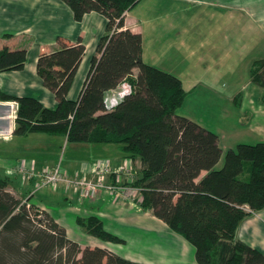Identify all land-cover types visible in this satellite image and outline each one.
Masks as SVG:
<instances>
[{"label":"trees","instance_id":"trees-1","mask_svg":"<svg viewBox=\"0 0 264 264\" xmlns=\"http://www.w3.org/2000/svg\"><path fill=\"white\" fill-rule=\"evenodd\" d=\"M61 1L76 22L92 12L107 20L96 49L99 57L92 58L80 95L71 101L68 93L84 46L78 43L41 55L37 75L57 105L46 109L34 98L0 92V101L16 105L12 135L43 134L77 148L115 146L141 163L132 183L141 194L140 209L190 244L196 264H264V255L237 237L242 222L264 210V142L237 145L217 169L222 153L217 135L177 115L187 97L182 82L145 64L141 35L125 28L126 13L141 0ZM25 62L24 49L0 50V74L21 71ZM250 78L264 87V60L253 62ZM124 82L131 91L108 107L109 92ZM261 101L264 104V96ZM201 172H206L202 178ZM36 183V178L30 179L22 203L8 192V181L0 178V264H139L106 249H82L71 241L65 229L37 205L34 194L51 188L35 190ZM61 187L80 200L67 186L55 191ZM75 223L99 241L124 244L96 216L76 217Z\"/></svg>","mask_w":264,"mask_h":264},{"label":"crops","instance_id":"crops-1","mask_svg":"<svg viewBox=\"0 0 264 264\" xmlns=\"http://www.w3.org/2000/svg\"><path fill=\"white\" fill-rule=\"evenodd\" d=\"M151 6L165 7L161 11V24L166 26L162 28L164 33L189 34L182 40L189 38L192 46L189 54L194 57L188 68H180L175 61V70L169 62V65L165 63L162 71L174 75L182 82L187 92L186 99L200 87L207 89L210 97L227 101H234L238 97L244 107L246 105L245 113L240 117L241 122L247 128L250 125L248 123L255 121L252 131L264 142V104L261 101L264 94L250 78L253 62L264 60V0H152ZM131 11L124 17L125 28L141 35L142 60L155 67L156 65L148 61L153 55H146L145 51L147 40L144 38V19L136 20L131 16ZM106 23L107 20L102 15L94 12L86 14L81 21L76 22L68 6L61 0H0V50H26V62L21 71L0 74V92L18 98L31 97L46 109H54L57 105L54 95L43 86L37 75L38 58L65 46L80 43L84 46V55L68 93V99L76 101L90 72L92 58L99 57L96 49L100 38L106 33ZM173 35L164 37L174 38ZM177 56V63L180 66L185 65L181 58L183 55L177 53ZM161 61L162 56L156 62ZM129 91L131 89L127 83L120 84L116 90L109 92L107 106H115ZM13 107V102L0 101V145L9 146L19 139L28 140L41 135L14 137ZM41 137L45 139L44 135ZM37 141L45 144L46 140L38 138ZM37 143L27 148L26 153L14 161H9V157H0V170L5 173L12 168L11 171H14L21 161L30 164V168L37 171V174L50 169L52 163L40 153L44 146ZM78 149L91 151L89 161L80 158L74 165V170L64 172L69 176L80 174L91 177L94 170L101 166V161L105 160V165L112 171L106 177V183L122 187L125 193L116 197L99 192L95 198L81 204L74 192L61 187L51 192L50 199L39 194L36 203L51 216L43 199L51 203L58 197V201L62 202L61 208L82 212V218L98 217L102 220L104 229L123 240L124 244L100 243L84 234L75 223L51 216L65 229L71 241L79 244L82 249L97 247L115 255L123 253L122 258L139 264H196L195 250L190 244L150 212L140 209V191L132 187L141 170L138 159L127 158L111 145H83ZM205 175L206 172H201L200 178ZM23 181L26 184L23 185V191L26 192L30 180ZM237 237L264 255V210L244 220L238 228Z\"/></svg>","mask_w":264,"mask_h":264},{"label":"rangeland","instance_id":"rangeland-1","mask_svg":"<svg viewBox=\"0 0 264 264\" xmlns=\"http://www.w3.org/2000/svg\"><path fill=\"white\" fill-rule=\"evenodd\" d=\"M151 5L152 0H145L138 4L131 11V16L136 18V20L138 18L141 21L144 19L142 21L143 28L146 32V37L144 36V38L147 40L145 51L146 55H153L148 60L149 63H152V65L156 66L158 65L157 68L160 70L165 68V63L169 65V62L172 63L171 67L175 70V61V63L180 68H188V65L190 66L192 64V60L194 59V57L189 54L190 51H192V46L189 38L184 40H182V38L184 36H189V34L173 35L174 33H164L162 28L166 26L161 24L163 22V15H161V11H163L165 7H152ZM173 16L169 17L173 18ZM166 35H173L174 38H165L164 36ZM177 53L183 55L181 58L184 59L185 65L180 66L177 63V58H179ZM160 56H162V61L160 63L156 62ZM256 88L261 93L263 92L262 94H264V87L257 86ZM212 97H210V92H207V89L201 87L197 88L195 92L188 95V98L186 99L184 106H182V109L177 111V115L187 118L188 120L198 124L202 128L218 136L220 143L219 148L222 152L220 162L217 166V169H220L223 166L224 157L228 151L235 150L236 146L239 144L255 145L256 143L261 142V140H259L255 132L252 131V126L255 124V121L248 123L250 125L247 128H245L243 122H241L240 117L243 116V113H245L244 111L246 110V105L244 107V104L239 101V98L235 99L234 101H227L214 96ZM13 105L15 115L16 105L14 103ZM41 135L33 136L28 140L19 139V141H16L13 145L9 146L0 145V157H9V161H14L17 158H21V155L26 153L27 148H31L32 145H36V142H38V145L40 144L44 146V148L40 150L42 157L51 162L52 167L58 166L62 172L69 169L74 170V165L80 158L85 161H89L88 157L91 156V151H81L73 145H67L65 140L60 138L44 135L45 139H42ZM38 138H40V140H46L43 142L45 144L48 142L49 144H42L41 142L37 141ZM32 142H34V144H32ZM101 162L102 164L100 167L106 166L105 164L107 161L103 160ZM20 164L25 165L26 168H30V164H23L21 161L18 162V165L14 168L15 172L11 171L12 168L7 169L5 173L3 170H0V178H5L8 181V192H10L14 197L23 203L26 198L23 196V185H26L23 180L26 181L25 177L27 176L19 172L18 167ZM35 172L37 171H34V173ZM41 172L42 171H40L39 174ZM51 192H53L51 189L43 190L40 193L38 192L36 193L34 199L39 200L40 195L50 199L52 197ZM73 194L75 195V193ZM45 201L46 200L43 199V203L48 207L53 218L60 217L66 222L75 223L76 217L81 216L82 212L75 210L69 211L66 208H61L62 202L61 200L58 201V197L51 203H49V200H47V202ZM80 203L82 204L84 201H81ZM98 242L101 243L102 241ZM84 245L86 246V244ZM123 255V253H120L118 256L123 257Z\"/></svg>","mask_w":264,"mask_h":264},{"label":"built area","instance_id":"built-area-1","mask_svg":"<svg viewBox=\"0 0 264 264\" xmlns=\"http://www.w3.org/2000/svg\"><path fill=\"white\" fill-rule=\"evenodd\" d=\"M18 170L27 176L25 177L27 181L31 178L37 179L35 190L42 188L55 190L58 186L64 185L77 192L80 200L92 199L99 192H106L116 197H120V195L125 193L122 187H115L106 183V177L111 173L107 165L97 167L91 177H79L76 175L70 177L62 172L58 166L50 170L45 169L40 174L34 173L32 168H26L22 164L19 165Z\"/></svg>","mask_w":264,"mask_h":264}]
</instances>
